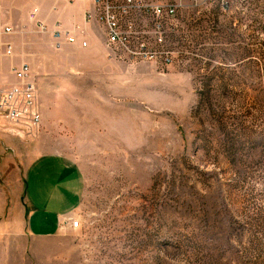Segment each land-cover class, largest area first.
<instances>
[{"label":"rangeland","instance_id":"374dc122","mask_svg":"<svg viewBox=\"0 0 264 264\" xmlns=\"http://www.w3.org/2000/svg\"><path fill=\"white\" fill-rule=\"evenodd\" d=\"M159 1L169 64L19 41L41 119L0 117V155L77 167L81 227L2 239L0 264H264V0Z\"/></svg>","mask_w":264,"mask_h":264},{"label":"crops","instance_id":"0c3cea01","mask_svg":"<svg viewBox=\"0 0 264 264\" xmlns=\"http://www.w3.org/2000/svg\"><path fill=\"white\" fill-rule=\"evenodd\" d=\"M34 9L38 12L32 21L29 17ZM91 9L92 0H0V27L14 28L12 34L0 35V89L15 84V66L27 63L34 73L29 62L16 60L32 59L31 55L22 57L17 50L23 37L31 41L33 37L50 39L56 51L69 54H57L55 59H73L72 64L75 59H110L103 29L95 22H86ZM38 23L47 31L41 32ZM57 27L70 32L77 42L54 47L52 34ZM81 40L86 41V48L81 47ZM3 45L11 47L10 55H6ZM38 45L28 41L26 47ZM39 48L49 55L47 44ZM16 155H0V241L20 238L31 243L76 231L68 218H74L81 203L79 169L61 155L43 154L31 160L24 156L16 160Z\"/></svg>","mask_w":264,"mask_h":264},{"label":"built area","instance_id":"2783aa9c","mask_svg":"<svg viewBox=\"0 0 264 264\" xmlns=\"http://www.w3.org/2000/svg\"><path fill=\"white\" fill-rule=\"evenodd\" d=\"M34 9L30 20L37 15ZM177 5L161 3L159 0H92V9L86 14L88 22H95L103 28L106 42L111 52L119 53L120 59L155 60L162 59L169 64L172 52L168 48L167 39L175 27ZM39 30L46 32L47 27L38 23ZM13 27L1 26L0 35H10ZM52 37L56 48L62 43L74 44L76 38L68 31L57 27ZM6 55L11 54V47L3 45ZM86 47V42L81 43ZM15 84L0 89V117L10 122L27 121L31 126L40 122L36 101V86L32 70L27 63L14 68ZM73 230L80 229L81 221L68 218Z\"/></svg>","mask_w":264,"mask_h":264}]
</instances>
